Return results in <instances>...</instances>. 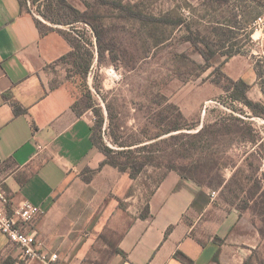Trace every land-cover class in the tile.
Returning <instances> with one entry per match:
<instances>
[{"label": "rangeland", "instance_id": "rangeland-1", "mask_svg": "<svg viewBox=\"0 0 264 264\" xmlns=\"http://www.w3.org/2000/svg\"><path fill=\"white\" fill-rule=\"evenodd\" d=\"M33 1L27 0V8L39 21L54 26L41 15L46 10L45 0ZM67 1L85 13L88 24H78V29L91 43L95 60L85 79L72 62L56 63L52 66L54 84L70 90L77 110L89 114L94 126L98 121L94 109H102L105 122L100 136L111 148H115L112 133L148 140L160 132L163 118L169 115L173 119L177 110L191 126H198L182 132L194 134L206 126L213 142L211 157L206 158L200 146L196 159L200 162L198 171L211 174L205 172L197 178L213 184L211 191L217 192L215 204L220 214L238 215L237 245L240 249L254 247L248 263L264 264V116L234 101L225 91L227 81L216 70L226 59L223 53L233 51L239 53L231 64L233 69L246 68L250 75L253 63L263 76L261 49L251 40L250 23L264 14V0H108L122 2L147 16L182 19L185 23L180 26L142 21L96 0ZM99 35L105 49L101 62ZM191 35L199 37L201 47L219 52L212 68L203 70L205 60L187 40ZM255 83L258 86L249 92V97L264 105V79ZM107 107L116 117L113 126ZM222 119L230 120L228 135L225 130L218 132L222 127L214 124ZM165 149H169L168 145L162 146ZM98 170L100 165L86 168L70 186L79 195L83 183H93L85 188L86 192L90 196L104 194L99 205L91 202L88 209L84 211L83 207L80 212L86 216L96 210L97 221L102 218L95 237L99 243L96 257L104 261L117 247L120 231L147 214L148 201L168 170L147 167L135 179L118 170L119 179L117 175L102 177L96 173ZM244 242L249 245L244 246ZM105 245L106 250L101 248Z\"/></svg>", "mask_w": 264, "mask_h": 264}, {"label": "crops", "instance_id": "crops-1", "mask_svg": "<svg viewBox=\"0 0 264 264\" xmlns=\"http://www.w3.org/2000/svg\"><path fill=\"white\" fill-rule=\"evenodd\" d=\"M71 51L57 32L42 37L34 17L21 11L18 0H0V182L12 206L28 200L45 209L38 222L45 249L58 253L65 264H185L178 253L193 264H217L218 253L221 264L250 262L254 247L237 245L238 215L220 214L213 191L176 172H169L152 194L147 214L120 231L118 245L107 258L96 257L95 231L102 218L97 221L96 210L86 216L84 211L91 202L99 205L104 194L90 196L85 188L93 183H83L78 195L70 183L86 168H98L104 157L91 140L92 117L74 111L72 93L54 84L52 69ZM236 58L227 63L226 74L256 88L257 67L252 63L250 75L246 68L235 70L231 64ZM14 103L24 111L20 116L14 113ZM110 167L96 173L119 179V170ZM20 254L0 233V264H39L23 261Z\"/></svg>", "mask_w": 264, "mask_h": 264}, {"label": "trees", "instance_id": "trees-1", "mask_svg": "<svg viewBox=\"0 0 264 264\" xmlns=\"http://www.w3.org/2000/svg\"><path fill=\"white\" fill-rule=\"evenodd\" d=\"M39 1L41 0H34L33 3H37ZM96 1L102 5H112L124 11L129 16L142 21L165 23L177 26L185 23L182 19L175 20L167 17L159 19L153 16H147L141 12L133 10L130 6L125 5L122 2H109L108 0ZM18 2L20 4L21 11H26L34 17L36 26L38 27L42 37H45L52 32H57L71 45L72 51L60 58L57 63L70 61L79 68V71L84 79L87 78L95 60V52L89 47L91 43L85 40L84 35L82 36V32L78 29V24H88V22L84 19L85 13H82L70 6L67 0H45L46 10H44L41 15L44 20L54 25L48 26L39 21L33 11L27 8V0H18ZM253 22H251L250 25ZM187 40L205 60L203 70L212 68V61L216 58L219 52L201 47L199 37L195 35L189 36ZM97 44L99 47V61L101 62L105 49L103 47V38L100 35L97 37ZM238 54L239 53H234L233 51L223 53V56L226 59L216 70L221 72L220 74L227 81L228 85L225 87V91L231 93V98L234 101L242 103L245 107L249 108L253 114L264 116V105L253 101L249 97V92L252 90V86L244 79L234 80L223 72L227 63ZM257 74L261 79L262 74L259 72L258 67ZM13 108L16 116H20L24 112L23 109L16 103L13 104ZM73 109L79 116L83 115L82 112L77 110L76 104H74ZM107 110L110 124L113 126L115 124L116 117L110 107H107ZM94 111L98 121L96 125L93 126L91 140L94 147L99 149L105 157L104 161L100 164V169L109 165L118 169L120 172L129 175L131 179H135L147 167H166L168 172L165 174L164 179L169 172H176L182 178L192 181L200 187L210 190L214 189L213 184L204 183L197 178L202 174H205V172L210 173L209 171L199 172L198 168L200 166V162L196 159V152L200 146H202V148H200L206 152V154L203 153L204 156H206V158L211 157L213 142L211 132L206 126L194 134L182 132L184 130L195 129L198 126H191L188 119L182 114V112L177 110L178 115L173 119H171L172 117H169V115H166L163 118V127H160V132L151 138L149 137L150 139L148 140H136L134 137L132 138L125 135L119 137L115 133H112V141L115 148H111L103 143L102 137L100 136V131L105 122L104 113L100 108H95ZM231 120L239 121L241 124L245 125L242 120L236 119V117H231ZM229 121V119L216 121L214 124L216 126L221 125L222 127V129L218 132L225 130L224 133L226 135L230 134L231 129L229 128ZM165 135L171 136L166 139H162ZM163 145H168L169 149H165L163 151ZM224 183L225 182H222V184ZM118 253L126 258L125 253L120 250ZM176 257L180 258L185 264H193V261L182 253H178ZM214 260L217 264H221L219 260V253Z\"/></svg>", "mask_w": 264, "mask_h": 264}, {"label": "built area", "instance_id": "built-area-1", "mask_svg": "<svg viewBox=\"0 0 264 264\" xmlns=\"http://www.w3.org/2000/svg\"><path fill=\"white\" fill-rule=\"evenodd\" d=\"M251 40L260 47L259 59L263 68L264 79V14L257 17L250 27ZM41 149V147H39ZM211 197L216 199L217 192ZM46 211L28 200L12 206L8 191L0 182V233L20 250V258L25 262L39 264H65L58 253L45 249L39 241L38 222Z\"/></svg>", "mask_w": 264, "mask_h": 264}]
</instances>
